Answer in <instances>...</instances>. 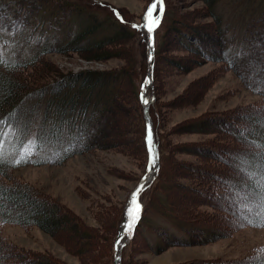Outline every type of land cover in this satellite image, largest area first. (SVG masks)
<instances>
[{"label":"rangeland","instance_id":"rangeland-1","mask_svg":"<svg viewBox=\"0 0 264 264\" xmlns=\"http://www.w3.org/2000/svg\"><path fill=\"white\" fill-rule=\"evenodd\" d=\"M14 1L0 0V11ZM102 1L124 7L134 19L138 14L142 16L146 9H143L146 0ZM168 2L169 19L158 32L155 70L165 168L152 188L142 194L143 199L148 200L145 212L143 200L139 199V218L144 212L143 219L134 240L130 239L123 247L120 264L256 260L264 255V226L249 225L238 219L233 186L228 182L252 183L245 171L255 172L258 163H264V148H257L244 135L245 129L251 127L264 129V100L247 89L224 64L205 60L175 37L174 27L187 31L199 29L203 41H209L207 34L214 38L215 22L208 15L207 4L201 0ZM154 13L155 9L153 18L156 19ZM28 30L27 27L23 34L28 35ZM40 33L33 30L27 44L21 40L15 42L7 32L3 35L6 38L0 39V54L4 55L5 51L20 59L31 55L39 46ZM207 44L210 47L209 42ZM113 50L105 60H87L71 51L49 52L36 63L31 74L36 75L37 84H41L56 78L49 74L52 71L127 69L134 63L131 57L138 58L137 67L130 68V74L126 72L117 95L113 120L107 129V135L113 131L114 136L98 140L100 143L96 147L56 164L52 163L55 158L44 156L42 148L36 152L37 124L31 126L30 136L18 151L14 149V129L5 127L0 135L4 142L0 145V155L12 159L16 166L8 170L10 178L3 179L4 182L26 185L46 198L49 209L56 206L61 210L59 219H54L53 232L49 233L36 225L0 221V247L4 249L0 263L26 260L30 255L48 257L56 264L111 263V238L115 227L122 228L131 192L146 171L137 133L139 116L130 106L131 83L137 72L142 73L143 66L139 64L142 58L132 39H126ZM45 64H48L49 76L41 79L46 74L42 71ZM152 96L154 100L153 91H147L146 97ZM221 118L241 125L244 130L218 126L216 119ZM191 124L196 125L195 128H190ZM258 142L264 143V140ZM260 181L264 183V179ZM172 213L178 218L170 216ZM176 220L205 232L215 231L218 236L194 239L190 244L166 243L162 240L166 232L185 239L177 224H173ZM85 226L93 233L85 232ZM135 230L134 227L132 236Z\"/></svg>","mask_w":264,"mask_h":264},{"label":"trees","instance_id":"trees-1","mask_svg":"<svg viewBox=\"0 0 264 264\" xmlns=\"http://www.w3.org/2000/svg\"><path fill=\"white\" fill-rule=\"evenodd\" d=\"M150 1L146 0L143 9ZM201 1L207 4L208 15L215 22L214 38L207 34L209 41H203L200 38L202 32L198 28V30L187 31L174 27L177 32L175 37L181 45L199 53L205 60H216L224 64L234 72L247 89L264 100V0ZM169 8L168 0H161L157 2L154 13L158 22L154 28L153 85L148 91H153L155 99L149 104L148 112L154 125L158 167L148 186L139 193V199L143 200L144 212L148 200H144L142 194L152 188L165 168L163 163L166 155L156 105L155 70L158 56V32L169 19L167 16ZM27 27L28 35L23 34ZM33 30L41 31L42 36L38 40L39 46L31 55L20 59L5 51L4 55L0 54V135L5 131V127L11 126L16 133L14 149L18 151L30 136L31 126L37 124L34 134L36 152L42 148V151L46 153L44 156L47 159L55 158L52 163L56 164L62 163L74 154L96 147L100 143L98 140L112 138L114 132L107 135V129L113 120L117 95L126 72L130 74V68L137 67L138 58L135 60L132 56L131 60H134V63L132 67L128 65L127 69L121 67L106 71L85 70L76 73L50 71L49 74L56 75V78L41 84H37L38 77L31 73L36 63H40L42 57L49 52L71 51L87 60H105L114 51L115 46L124 44L126 39H132L133 45L139 48V57L142 58L139 64L143 67L142 73L137 72L131 83L130 106L137 117L139 116L137 133L144 151L143 168L146 170L148 162L146 127L139 99V91L147 73L146 33L142 16L138 14L137 19H134L130 14L128 15L124 7L102 0H15L0 11V39L2 37L5 39L6 36L3 35L9 32L15 42L21 40L29 44L30 33ZM131 51L133 52V49ZM48 68V64L42 67V71H46V74L41 79L49 76ZM216 120H218L217 125L222 128L226 126L238 131L244 130L241 125L230 124L226 119ZM194 126L196 125L191 124L190 128H195ZM245 130L247 132L244 135L249 142L257 148L260 146L264 148V143L258 142L264 140L262 127H251ZM15 166L12 159L0 155V221L36 225L48 233L53 232L56 225L54 219H59L58 214L61 209L56 206L55 209H49L46 198L38 196L26 185L4 182L5 179L10 178L8 170ZM257 168L255 172L245 171L247 179H251L252 183L234 181L228 184L233 186L232 197H234V209L238 212V219L249 225L262 227L264 226V207L255 201L256 194L264 189V183L260 181L264 179V163L259 162ZM246 196L249 199H245ZM245 204L249 207L246 208ZM144 212L136 222L132 241ZM119 214L120 220L121 210ZM170 216L178 218L174 213ZM62 219L65 220V217L63 216ZM173 224H177L185 239L162 231L165 233L164 238L162 234V240L166 243L190 244V241L194 239L200 240L208 236L213 239L218 236L215 231L205 232L203 229L193 228L185 221L178 223L176 220ZM78 225H80L79 221ZM84 230L88 234L93 233L86 226ZM118 231L116 225L111 238L110 264L113 263ZM187 232L191 238L188 237ZM3 251V247H0V262ZM24 259L0 264H56L50 258L38 255H30L26 260ZM205 264H264V255L256 260H215Z\"/></svg>","mask_w":264,"mask_h":264},{"label":"water","instance_id":"water-1","mask_svg":"<svg viewBox=\"0 0 264 264\" xmlns=\"http://www.w3.org/2000/svg\"><path fill=\"white\" fill-rule=\"evenodd\" d=\"M160 1L161 0H151L149 2V4L147 5L145 11L142 14L143 28H144L145 33H146V59H147V73H146V76L144 78V81H143L142 85H144V82H145V79L146 78L149 80V84L145 88H143V89H142V85H141V88H140V91H139V99H140V103H141V106H142L143 117H144V121H145V127L148 124H150L151 127H152L153 138H154L155 158H156V167H155V170L151 173V175L149 176V178L144 181V188L152 180V178L155 176V174L157 172V167H158V156H157V150H156V138H155L154 129H153V122H152L151 116H150V114L148 112V107H149V104L153 100V96L150 97V98H148L149 103L147 105H145L142 102V94L144 96H146L148 89L151 88L152 85H153V72H154V29H153V31L149 32L148 31V28L146 26L147 23H148V21L154 20L153 13H152V16L148 18V21H145L144 17L146 16V13H147L148 8L152 4H154V3L157 4V2H160ZM153 12H154V10H153ZM156 25H157V23L154 25V28H155ZM145 142H146V135H145ZM146 148H147V146H146ZM147 153H148V162H147V169H148V167H149V152H148V150H147ZM147 169H146V171H147ZM146 171L142 175V177L139 179V181L137 182V184L135 185L134 189L131 192V195L136 190V188L141 184L142 179L145 177ZM131 195H130V198H131ZM129 202H130V200H129ZM138 203H139V206H140V211L138 213V218H139L140 212H141V203L139 202V196H138ZM128 207H129V203H128L126 209ZM122 222H123L122 223V228L119 229L118 235H117L116 241H115L113 264H120L122 247L131 239L132 234H133V230H134V228H133V230L130 233H127L126 236H125V238L123 240H121V243L120 244H117L116 243L117 242V239L119 237H122L125 234L124 231H123V226H124V224L126 222V212H125V216H124Z\"/></svg>","mask_w":264,"mask_h":264},{"label":"snow or ice","instance_id":"snow-or-ice-1","mask_svg":"<svg viewBox=\"0 0 264 264\" xmlns=\"http://www.w3.org/2000/svg\"><path fill=\"white\" fill-rule=\"evenodd\" d=\"M156 7H157V4L154 3L148 8L146 16L144 17L145 21H148V18L152 16L153 10ZM160 10L162 11V7ZM157 22H158V18L151 20V21H148L146 26H147L149 32L153 31L154 25ZM134 27H136V26H134ZM148 84H149V80L146 78L144 85H142V89L145 88ZM142 102L145 105H147L149 103L148 98L146 96H144L143 94H142ZM3 143L4 142L2 140H0V145H2ZM146 146H147V150L149 152V167L146 171L145 177L142 179L141 184L136 188V190L131 195L129 207L126 209V222L123 226V231L125 234L130 233L133 230V228L135 227L136 221L138 219V213L140 211V206L138 203L139 193L144 188V181L149 178V176L155 170V167H156L154 138H153L152 127L150 124H148L146 126ZM17 163H19V162H17ZM256 195H257V200L255 202L257 204H259L260 206L264 207V191L258 192ZM245 199H249V197L246 196ZM245 207L248 208L249 205L245 204ZM122 239H123V237H119L117 239L116 243L120 244Z\"/></svg>","mask_w":264,"mask_h":264}]
</instances>
